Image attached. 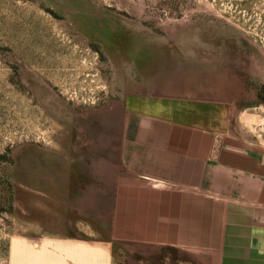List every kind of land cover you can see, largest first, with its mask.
<instances>
[{"label": "rangeland", "instance_id": "obj_1", "mask_svg": "<svg viewBox=\"0 0 264 264\" xmlns=\"http://www.w3.org/2000/svg\"><path fill=\"white\" fill-rule=\"evenodd\" d=\"M161 104L264 144V0H0V264H212L117 204L163 192L113 152Z\"/></svg>", "mask_w": 264, "mask_h": 264}, {"label": "crops", "instance_id": "obj_2", "mask_svg": "<svg viewBox=\"0 0 264 264\" xmlns=\"http://www.w3.org/2000/svg\"><path fill=\"white\" fill-rule=\"evenodd\" d=\"M161 107L148 120L126 122L113 140L118 189L163 184L158 196L115 195L118 205L135 206L124 221H143L144 237L206 253L212 264H264L262 140L201 123L193 104ZM97 167L100 184L102 158Z\"/></svg>", "mask_w": 264, "mask_h": 264}, {"label": "bare ground", "instance_id": "obj_3", "mask_svg": "<svg viewBox=\"0 0 264 264\" xmlns=\"http://www.w3.org/2000/svg\"><path fill=\"white\" fill-rule=\"evenodd\" d=\"M118 231V230H117Z\"/></svg>", "mask_w": 264, "mask_h": 264}]
</instances>
